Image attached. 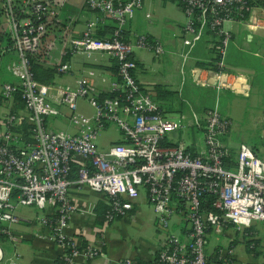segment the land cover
<instances>
[{"label": "built area", "instance_id": "obj_1", "mask_svg": "<svg viewBox=\"0 0 264 264\" xmlns=\"http://www.w3.org/2000/svg\"><path fill=\"white\" fill-rule=\"evenodd\" d=\"M178 2L186 17L182 43L191 49L206 34L216 42L217 58L211 66H192L188 70L192 81L217 92L249 95L251 76L231 71L225 63V48L232 40L225 25L244 26L250 37L264 39V5L251 0ZM141 5L142 0H0V18L6 26L0 31V61L7 56L5 70L14 78L0 77V102L18 94L22 105L0 118V264H19L21 255L2 245L22 236L13 225L21 220L33 224L15 213L18 205L42 211L33 234L60 246L64 264L101 253L65 232L75 215L97 216L95 204L70 200L71 187L86 186L105 196L106 223L126 217L141 193L162 229L180 216L187 224L184 237L168 232L157 249V264H212L205 252L210 231L220 233L231 225L244 233L253 222H264V160L240 143L231 162L230 143L222 139L231 120L216 107L165 116L134 76V45L156 56L164 53L162 44L147 35H136L134 44L124 38V27ZM83 13L87 17L78 27ZM109 21L114 26L111 33L98 36ZM56 49L79 56L84 64L97 63L103 56L113 61L114 78L100 77L107 91L92 82L96 69L91 66L82 69L73 88L39 81L33 64L42 52L52 69L69 71L67 63L51 62ZM79 100L94 113L79 111ZM63 111L73 133L47 125L49 117ZM109 124L120 139L98 149L97 135ZM187 129L192 131L189 141L184 140ZM207 193L213 198L212 210L206 209ZM233 256L232 246L215 253L220 264H229ZM123 264L134 262L127 258Z\"/></svg>", "mask_w": 264, "mask_h": 264}, {"label": "crops", "instance_id": "obj_2", "mask_svg": "<svg viewBox=\"0 0 264 264\" xmlns=\"http://www.w3.org/2000/svg\"><path fill=\"white\" fill-rule=\"evenodd\" d=\"M175 5L179 7L180 15L179 11L172 9ZM86 17L87 14L85 13L80 16L77 25L78 27H80V25L82 26ZM185 22V14L174 0H142L141 7L135 10L133 17L124 27V38L130 43L134 44L136 35L144 34L151 39L157 40L164 48V53L156 56L151 50L134 45L132 51V57L136 63L134 76L143 88L152 89L154 86V81L145 75V65H149L151 62V59L149 58L150 55L146 54H150V52L153 53L154 57L159 58L162 56H175L176 68L180 71L179 73H182L184 68H188L189 70L192 66H203L199 64V62L210 63L214 62L217 58L216 42L209 34L204 35L191 49H188V47L182 43V29ZM109 24H112V22L109 21ZM229 24L232 26L231 23ZM235 26L237 27L240 25L235 24ZM235 30H237V28H235ZM242 31L241 36H239L241 37V41L236 43L237 47L235 48L240 50H243L244 48L249 51V42L255 38L250 37L245 28H242ZM233 38L234 36L232 34V39ZM263 49L264 47H262V50ZM186 52H188L187 58L181 68L183 62L182 57ZM144 53L146 54L144 55ZM254 53H256V50ZM51 54V62H65L69 65V71L66 73H59L52 69L51 66L45 62V60L49 61L46 52H42V55L36 59L33 64V66L38 65V67H40L39 72L41 74L38 80L41 82L55 83L73 88L78 83L82 69L91 66L96 69V76L92 78V82L96 87L107 91V84L105 82L102 83L100 77L104 76L108 79H112L115 76L114 62L105 56L99 57L97 63L84 64L79 56H73L70 54L63 55L60 49L53 50ZM262 54L261 63H264V50L262 51ZM2 66L3 64H1L0 61V77L3 80L13 81L14 78L10 79L8 74H6L7 72L5 71V68ZM240 71L242 70L240 69ZM242 72H246L251 76L252 89L254 80L252 71L244 70ZM206 89L219 95H222L225 91L232 95H238L227 90L217 92L213 88L207 87ZM16 103L15 99L0 102L1 105L7 107V110L15 109L14 106H17ZM21 109L22 107L17 108L16 110ZM204 110L205 109L202 111ZM66 117L67 114L64 113V111L62 115L49 117L48 125L50 129L54 130V126L51 123L52 121H56V118L66 119ZM225 140H227V138H225L224 141ZM233 148H235V151L237 150V146H233L231 143L230 149ZM89 193L90 194L84 193L82 188L78 189L76 187H71L69 198L74 203L83 206H87L88 204H95L96 206L99 203L106 205V198L104 195L94 194L92 191ZM42 215V212L39 217H36V215L31 216L30 214L25 215L33 221V224H29V222L24 220L19 221L21 226L16 228V230L21 231L23 234L18 237L16 241L10 242L9 244L11 250L18 252L21 255L19 264H56L57 260L63 253L62 248L57 244L38 239L34 236L33 231L35 232L38 229L36 222ZM231 227V225H227L224 231L220 233L214 231L209 232L208 243L205 248L209 261L211 263L216 261L215 253L218 248L224 249L232 246L234 249V256L229 264H264V259L261 260V262L258 260L259 256L264 253L263 248H261L263 252H260L261 250L258 251L257 249L256 251H248L246 245H243L241 241L242 235L245 232L242 233L235 230L232 232L233 234H231L227 231L228 228ZM186 229L187 224L180 216H176L171 220L170 226L167 230L162 229L157 224L155 214L151 205L148 203L145 194L141 193L126 217H118L115 220L106 223L104 221H98L97 216L95 218L89 217L84 219L75 215L65 232L77 237L81 244L89 242L101 249L100 254H97L88 260H82L79 258L76 260V264H123V261L127 258L131 259L133 262H141V264H156L157 249L165 235L168 232H173L180 238H183ZM253 230L255 231L254 234H256V237L261 239L260 234L264 232V226L260 225L257 228L253 227ZM231 235H233V237H231ZM222 237L228 239L226 246H223L221 242ZM213 239L214 242L211 243ZM261 241L262 240L258 241V244H263Z\"/></svg>", "mask_w": 264, "mask_h": 264}, {"label": "rangeland", "instance_id": "obj_3", "mask_svg": "<svg viewBox=\"0 0 264 264\" xmlns=\"http://www.w3.org/2000/svg\"><path fill=\"white\" fill-rule=\"evenodd\" d=\"M257 1H263V0H257ZM171 2V1H169ZM174 2L178 5L179 3L174 0ZM173 10L179 11L180 15V9L175 5V7H172ZM169 10V9H168ZM168 14V13H167ZM186 18V17H185ZM0 31L6 29L5 26V19L3 17L0 18ZM226 24L225 28H228L231 30L234 38L229 41L227 47L225 48V63L228 65V69L234 72L239 71L240 69L242 71H248L244 68H238V67H231L229 66L227 62V57L229 51L235 49L236 43L241 41V33L242 28H245L244 26H235L234 23ZM238 25V24H236ZM237 28V30H235ZM241 28V29H240ZM256 39V38H255ZM258 43L255 47L254 51L256 50V53L258 55L254 56L253 51H248L243 48L246 52L251 53L254 57L262 60V47H260L259 42H262L261 38H257ZM237 49V48H236ZM242 50V49H241ZM141 54V51H140ZM146 53H144L145 55ZM151 62L149 65H145V75L152 81H154V86L152 89L147 88L146 90L151 93L153 98L157 101L159 106L162 108L163 113L165 116L170 117H176L180 113L189 114L191 112H200L203 109H210V108H217L218 111L223 115L228 117L231 120V129L230 131L222 137L225 141H229V143L233 144V146H237L240 143L246 144L260 159L264 160V75L258 78V81L254 79L252 89L249 93V95H232L229 92L223 93L222 95L215 94L214 92H211L209 89L201 88L195 85V83L192 81L188 68H184L182 73H179L180 71L178 68H176V58L175 56H162V57H154L153 53L150 52ZM8 58L4 57L1 60V64H3V68H5V64L7 63ZM4 70V69H3ZM6 71V70H5ZM8 74L10 79H13V77ZM156 88L161 89V92H166L162 97H157L156 95ZM78 108L79 111L87 114L92 115L94 113V109L84 100L78 101ZM7 107L0 105V118L5 115L7 112ZM66 112L67 110L64 109ZM49 119L47 120V123H49ZM56 121H52L51 123L54 126V130H61V131H69L70 133L74 132V128H72L68 124V120L56 118ZM48 125V124H47ZM49 126V125H48ZM192 131L190 129H187L184 133V140L189 141L191 138ZM120 139L119 132L115 129V126L113 124H109V126L106 129H102L99 131L97 138H96V144L98 149H106L110 144L116 142ZM233 153H235V148L232 149ZM84 193H88L92 191L88 187L82 188ZM90 190V191H89ZM94 192V191H92ZM94 194L100 195V193L94 192ZM41 210L35 206H25V205H18L15 208L16 214H23V215H36V217H39L41 215ZM20 222L13 225L15 228H19L21 224ZM264 226L263 221L253 222L252 228H257L259 226ZM231 234L235 231L234 228H228L227 230ZM240 234V233H239ZM242 234V233H241ZM261 239L256 237L255 235L247 236L242 235V243L243 245H246V240L251 238L258 239L263 244H257L254 246V242L250 243V248H255L258 251L263 248L264 251V232L260 234ZM233 237V235H231ZM230 237V238H231ZM227 238L222 237L221 242L223 246H226ZM214 242L211 241V243ZM260 243V242H259ZM10 242L7 240H4L2 242V245L7 251H11L9 248ZM245 247V246H244ZM247 248V247H246ZM262 250L260 252H263ZM241 254V253H240ZM264 259V253L259 256V261ZM264 262V261H263Z\"/></svg>", "mask_w": 264, "mask_h": 264}, {"label": "trees", "instance_id": "obj_4", "mask_svg": "<svg viewBox=\"0 0 264 264\" xmlns=\"http://www.w3.org/2000/svg\"><path fill=\"white\" fill-rule=\"evenodd\" d=\"M178 2V0H177ZM252 3L254 4H260V5H264V0L263 1H257V0H251ZM179 3V2H178ZM180 5V3H179ZM181 6V5H180ZM113 24H109V22L105 25H102L98 31V36H101V35H106V34H109L111 33V29L113 28ZM3 36V34L1 35ZM250 50L255 52L254 49L255 47L257 46V43H258V40L257 39H253L251 40L250 42ZM259 45L260 47H264V40H262V42H259ZM255 56V55H254ZM253 55H251V53L249 52H246L244 50H240V49H233L231 51H229L228 53V57H227V62L229 64V66L231 67H238V68H244V69H247V70H250L252 71L253 73V76L256 81H258V78H260L261 76L264 75V63H261V60L256 57H254ZM226 59V58H225ZM199 64L203 65V66H211L213 64V62H210V63H205V62H199ZM227 65V64H226ZM228 67V65H227ZM33 71H34V74H35V77L38 79L40 78V67H38V65H34L33 66ZM114 72H115V66H114ZM44 76V75H43ZM254 81V80H253ZM166 92H161V89L159 90V88H156V95L157 97H162ZM111 94V93H110ZM104 95H107V94H104ZM15 101L17 102V106H14L15 109L17 108H21L22 105L20 103V99L18 97V94H16V97L14 98ZM26 126H23V129H25ZM234 154L233 153V150L231 149V162H233L234 160ZM205 199H206V209H211L212 210V205H211V202H212V196L210 194H206L205 196ZM95 212L97 214V219L98 221H104V212L105 210L107 209V205H103L102 203H99L95 206ZM254 230L252 228V226L250 228H247L245 230V233L244 235L247 236H252V235H255L254 234ZM258 239H254L252 238H249L246 240V247H247V250L248 251H255V248H250V243L251 242H254V246L258 244ZM216 261H214V263L212 264H219V261L217 259H215ZM56 264H64V259L62 257H60L58 260H57V263ZM134 264H141V262H134ZM157 264V262H156Z\"/></svg>", "mask_w": 264, "mask_h": 264}]
</instances>
